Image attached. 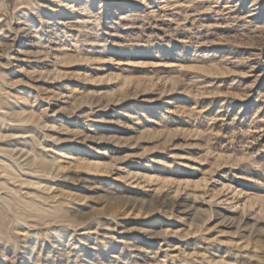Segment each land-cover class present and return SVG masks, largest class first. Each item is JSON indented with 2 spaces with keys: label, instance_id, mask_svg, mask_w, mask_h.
<instances>
[{
  "label": "rangeland",
  "instance_id": "rangeland-1",
  "mask_svg": "<svg viewBox=\"0 0 264 264\" xmlns=\"http://www.w3.org/2000/svg\"><path fill=\"white\" fill-rule=\"evenodd\" d=\"M0 264H264V0H0Z\"/></svg>",
  "mask_w": 264,
  "mask_h": 264
}]
</instances>
